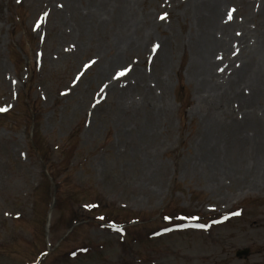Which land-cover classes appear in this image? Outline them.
Instances as JSON below:
<instances>
[{"label": "rangeland", "instance_id": "374dc122", "mask_svg": "<svg viewBox=\"0 0 264 264\" xmlns=\"http://www.w3.org/2000/svg\"><path fill=\"white\" fill-rule=\"evenodd\" d=\"M187 1L130 0L125 31L109 0L105 31L84 18L99 0H0V264H264V181L232 169L256 165L225 138L219 172L205 160L216 122L264 147V0L225 3L245 42L205 91Z\"/></svg>", "mask_w": 264, "mask_h": 264}, {"label": "bare ground", "instance_id": "6f19581e", "mask_svg": "<svg viewBox=\"0 0 264 264\" xmlns=\"http://www.w3.org/2000/svg\"><path fill=\"white\" fill-rule=\"evenodd\" d=\"M129 1L130 0H115V2L111 3V7H112L111 12L113 14L114 9L118 10L121 18V24L119 25V28L125 31H127V29L129 28L131 21L129 20L128 17L129 13L127 11V8H130ZM226 2L227 0H188L186 6L189 11H187L184 8V11L188 12L189 15L191 14L192 18L199 20L200 26L202 27V31H200V34L196 41L197 49L195 53L196 73L197 72L200 73L197 75L199 81L198 86L199 88H202L201 91H205L213 87L209 82H206V74L208 72H211L213 74L217 73L216 78L218 77V75L222 77V72L219 73V71H215V67L216 64L223 65L225 60H227L226 56L228 53H230L229 49L232 48V44L236 43L240 45L241 43L245 42V36L243 34L237 35L233 31L234 21L231 20L230 13L229 12L227 13L226 5H225ZM109 3H110L109 0H99V9H94V8L86 9L85 13H87V16L84 17L85 21L90 19V21L93 22L95 25L100 26L97 28H101L106 31L107 25H106V19L104 18L110 17L111 15V12L108 11V6H107ZM89 4H87L85 8H87ZM191 5L193 6V10L190 9ZM117 13H115V18H117ZM240 25L244 29H246V25L243 22H241L238 26ZM255 30L253 31L257 33V31ZM217 34H219V37H216ZM120 45L121 42L119 40L113 44V46L117 49V51L119 50ZM254 52L256 57L255 61L253 63H250L251 61L254 60L253 59L250 62H247L250 65V69L248 71V75L246 76V80L249 81L250 84H252L254 88L253 96H256V94H259V90L263 91V89L261 90V85L262 84L264 85V33L256 34ZM112 55L113 53H111V56ZM219 57L221 58V60H218ZM240 66H242L240 69L235 68V70H238V72H234V69H232L231 74L234 73V78H237L240 75V72L244 70V65L240 64ZM203 70H204V74H202ZM232 97H236V96H232ZM249 102L254 103L251 101ZM245 103L246 101L243 100L242 103L240 104L239 109L241 111H245L243 109V104ZM261 106H264V104H262ZM250 107H252V105H250ZM253 113H256V111H254ZM248 118L253 119L255 117L250 116ZM239 124L240 125L244 124V121L241 120ZM211 126L212 129L209 131V133H207V140L205 142V146L208 148L207 150L209 151V155L205 160L209 162L208 165L210 169L213 172L214 171L219 172L220 165L218 163L211 162L212 158L215 156L216 147L219 148V139L220 138H225L226 140L231 139L230 142L238 144L239 157L238 159H235V161L238 163L240 162L242 164V155H243L244 165H245V160L248 162L251 169H253L254 165H256L255 166L256 171L254 170L247 171L245 169L240 170L237 167V165L234 168H232L234 171L239 173V175H242L241 181H248V178L250 176H251L250 177L251 180L264 181V166L261 167L262 160H260V156L257 153V150H259L264 154V147L262 145L263 143L261 142L260 138L256 136L253 140H251L253 141V148L255 149V151L252 152L249 148H245L246 145L243 141V138L234 137L235 135L234 131L229 134L224 133L223 132L224 126H222L219 122L211 124ZM231 145L232 147L235 146L233 144ZM216 158L217 156H215V162H217ZM222 169L227 172L229 171L223 166Z\"/></svg>", "mask_w": 264, "mask_h": 264}, {"label": "snow or ice", "instance_id": "6c2138e0", "mask_svg": "<svg viewBox=\"0 0 264 264\" xmlns=\"http://www.w3.org/2000/svg\"><path fill=\"white\" fill-rule=\"evenodd\" d=\"M166 15V14H165ZM165 15H162L160 18L161 19H164L165 18ZM39 23H40V21L38 20L37 21V25H39ZM91 63V62H90ZM84 67L85 68H88L89 67V64H85L84 65ZM124 71H127V69H125ZM117 76H120V75H123V73L122 72H117V74H116ZM74 83H75V81H74ZM0 111H4V109H0ZM113 227H115L114 225H113ZM117 231H119V229H116Z\"/></svg>", "mask_w": 264, "mask_h": 264}]
</instances>
